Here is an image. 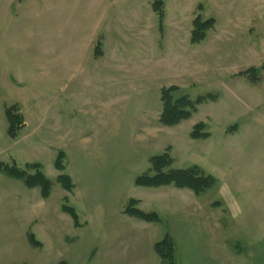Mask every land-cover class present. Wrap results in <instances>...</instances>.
Instances as JSON below:
<instances>
[{
    "label": "rangeland",
    "instance_id": "374dc122",
    "mask_svg": "<svg viewBox=\"0 0 264 264\" xmlns=\"http://www.w3.org/2000/svg\"><path fill=\"white\" fill-rule=\"evenodd\" d=\"M153 2L0 0V162L39 163L52 183L42 198L0 170V264H105L106 254L115 264L118 250L132 254L126 263L151 251L160 264L153 245L167 232L180 264L184 238L211 235L249 254L264 237V0H162L161 22ZM198 15L214 25L192 44ZM251 67L257 78L240 74ZM169 86L176 96L217 98L164 126L160 90ZM11 106L24 121L14 137ZM199 122L209 136L193 139ZM167 148L171 168L196 166L214 185L201 194L134 185ZM59 151L63 172L54 167ZM61 173L71 191L56 181ZM131 198L160 220L125 214Z\"/></svg>",
    "mask_w": 264,
    "mask_h": 264
},
{
    "label": "trees",
    "instance_id": "16d2710c",
    "mask_svg": "<svg viewBox=\"0 0 264 264\" xmlns=\"http://www.w3.org/2000/svg\"><path fill=\"white\" fill-rule=\"evenodd\" d=\"M154 12L158 15L159 22L163 17V2L162 0H154L152 3ZM214 25L213 18L203 19L198 15L192 22V30L190 32V42L196 44L202 41L207 30ZM258 69L251 67L240 74H250L253 79L257 78ZM178 87L169 86L161 88L160 101L162 104L159 115V123L164 126H173L188 119L197 109V106L206 101H215L217 94L207 93L199 95L195 99H191L188 95L182 94L176 96ZM16 106L8 107L5 110L7 120V134L14 137L18 128L24 124L23 117L17 110ZM205 125L202 122L195 124L190 132V137L193 139L207 138L208 132L205 131ZM169 148L159 155L150 158V167L148 172L137 176L134 179V185L141 187H160L173 185L178 188H187L195 194L204 193L214 185V178L210 175L203 174L196 166L187 168H171L172 158L168 153ZM65 154L59 151L56 155L54 167L63 172V159ZM27 168H19L15 164L7 165L0 162V170L8 176L21 180L27 188L38 187L42 198H47L51 191V180L43 173L41 164L28 163ZM32 170L33 172H28ZM56 181L67 191H71L74 187L71 177L66 173H61L56 177ZM62 210L68 213L75 225H78V215L72 206L67 205V197L63 198ZM137 200L131 198L127 201L123 212L128 216L141 219L145 222H158L159 215L156 212H145L137 208ZM29 242L36 246L39 245L33 233L28 235ZM155 253L160 257L162 264H176L175 252L176 246L173 237L170 233H166L159 241L153 245Z\"/></svg>",
    "mask_w": 264,
    "mask_h": 264
},
{
    "label": "crops",
    "instance_id": "0c3cea01",
    "mask_svg": "<svg viewBox=\"0 0 264 264\" xmlns=\"http://www.w3.org/2000/svg\"><path fill=\"white\" fill-rule=\"evenodd\" d=\"M210 236L211 235H208L206 239L202 240L198 237L196 238V243L191 241V243L187 245L183 243L187 240L184 238L180 247H178L177 243V253L180 264H234L237 261L248 264H264V237H262L259 242L252 244L248 254L239 251L238 246L223 249V245L214 242ZM130 243L131 242H129L127 246L130 245ZM134 246H136V244H134ZM223 250L229 252L230 255L224 258L225 254L223 255ZM118 251L113 255L115 264H155L156 262L155 257H151V251H148L146 256L142 254L138 258V252L136 251L133 255L134 260L126 263V259H128V256H132V254L121 255V252ZM105 264H113L110 254H106L105 256Z\"/></svg>",
    "mask_w": 264,
    "mask_h": 264
}]
</instances>
